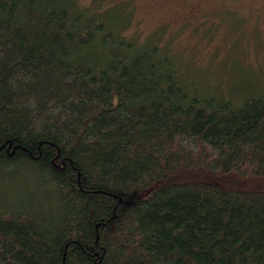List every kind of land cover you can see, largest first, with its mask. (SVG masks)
<instances>
[{
  "label": "trees",
  "instance_id": "16d2710c",
  "mask_svg": "<svg viewBox=\"0 0 264 264\" xmlns=\"http://www.w3.org/2000/svg\"><path fill=\"white\" fill-rule=\"evenodd\" d=\"M120 22L0 0V264H264V72L220 89Z\"/></svg>",
  "mask_w": 264,
  "mask_h": 264
},
{
  "label": "rangeland",
  "instance_id": "374dc122",
  "mask_svg": "<svg viewBox=\"0 0 264 264\" xmlns=\"http://www.w3.org/2000/svg\"><path fill=\"white\" fill-rule=\"evenodd\" d=\"M79 2L118 12L125 34L163 48L189 78L214 80L213 86L228 85L231 92L239 85L234 87L229 80L248 84L264 72V0ZM215 79L224 82L216 85Z\"/></svg>",
  "mask_w": 264,
  "mask_h": 264
}]
</instances>
